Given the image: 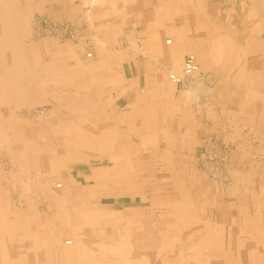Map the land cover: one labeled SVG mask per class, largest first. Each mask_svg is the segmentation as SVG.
<instances>
[{
  "label": "rangeland",
  "instance_id": "obj_1",
  "mask_svg": "<svg viewBox=\"0 0 264 264\" xmlns=\"http://www.w3.org/2000/svg\"><path fill=\"white\" fill-rule=\"evenodd\" d=\"M40 2L30 1L20 39L38 59L33 73L52 63L90 79L32 76L46 94L5 123L29 128L0 135L4 210L24 230L33 215L62 221L63 241L91 222L104 229L103 252L79 241L87 264H264V0L107 1L103 13L102 0H54L57 11ZM191 53L198 72L174 83L169 74L181 75ZM62 86L78 115L60 103ZM69 130L99 141L58 140ZM24 137L47 144L46 157L12 154ZM81 203L77 218L69 206ZM11 221L1 227L12 230Z\"/></svg>",
  "mask_w": 264,
  "mask_h": 264
},
{
  "label": "bare ground",
  "instance_id": "obj_2",
  "mask_svg": "<svg viewBox=\"0 0 264 264\" xmlns=\"http://www.w3.org/2000/svg\"><path fill=\"white\" fill-rule=\"evenodd\" d=\"M47 1L50 3L51 10H55L57 8L54 0H47ZM3 4H6L9 8H15L16 7L15 0H10L9 2L5 1V0H0V6L1 7L3 6ZM25 7H26V4H25ZM56 11H57V9H56ZM53 15H56V14L53 13ZM8 19H9V25L6 24V25H4V27H2L4 29H2V28L0 29V106L3 104H9L10 102L8 103V101L9 100L11 101V99H12V97L8 95L9 88L5 83H10L12 81V77H15V76L19 77L21 74H24L22 72L25 71V69H23L24 68V65H23V59H24L23 56L24 55L20 54L18 50H17V52H14L13 54L8 55V52H6V50H8V48L6 46H8V44H10L13 41V39L15 40V38H17V37H21V36L25 37L26 36V33H27L26 17H24V19H22L23 22H22V20H20L18 25H12V24L16 23V20L14 21L15 23L13 22V20H12L13 23H11V20H10L11 16H9ZM10 23H11L12 27H11ZM11 47L9 48V50L11 49ZM9 53H11V52H9ZM89 55H91V54H89ZM47 64H49V63H47ZM71 71H73V70L71 69ZM181 75H183V73ZM19 98H21V97H19ZM15 102H17V101H15ZM31 106H33V105H31ZM1 118L2 117H1V113H0V120H1ZM9 130L13 131L14 130L13 126H8V125H4V124L0 123V135L6 133V131L9 132ZM44 133L47 134L46 129L44 130ZM48 134H47L48 138L51 139L52 135L50 133H48ZM58 134L59 133H57V135ZM57 135H56V137H58V140H61L63 143H68L70 145L71 144L72 145H78L80 143L79 139H82V138L76 137L73 140L71 138L68 139L67 137H62L61 135H59V136H57ZM26 137H28V136H26ZM26 137L22 138V140L20 139L21 141H19V142H18V140H15L17 143V147L19 149L18 148L14 149V146L11 145L13 148H11L10 152L15 155V152L19 153V152L23 151L24 156L22 158H26L27 160L30 158L32 159L33 154H35L37 152H40L44 157H46V154H44L42 152V150H43V148H46V146H48V145L46 144V145H43V147H41L40 146L41 144H37L36 145L37 147H34L35 141L28 139L30 137H28V138H26ZM105 142H106V144H110V142H107V141H105ZM19 143H22L23 147H19ZM55 153H57V152L55 151ZM19 156L21 157V155H18L17 157L19 158ZM58 157L61 158L62 156L60 154H58ZM26 165H30V164H26ZM19 166L21 167V169H24L23 164H21ZM37 166H39V165H37ZM104 169H105V167H103L102 170H104ZM42 188H44V187H42ZM91 190H92V188H90V192H92ZM89 196L94 197L93 192ZM73 204H76V203H73ZM82 206H84L83 203L76 205V206L72 205V206H69V209H71V210L73 209L72 212H74V214L76 215L77 218H80L79 217L80 216L79 211H77V209H80L81 211H83L81 209ZM62 208H63L62 211L65 212V208L64 207H62ZM91 208H92V206H91ZM86 209L90 210L89 206H87ZM13 213L14 212H12L10 209L4 210V208L0 207V227L3 225V222H2L3 217L8 218V215H9V217L11 219H14V221H15V222H13V221L10 222V224L12 225V230L10 228H8V230H4L3 227H1V229H0V264H8V263L12 264V260L15 262L18 261L14 257L16 252L14 250H12L15 248L14 245L17 243H19L21 245L20 247H22L20 259H19L17 264H19V263L20 264H87V263H89V262H87L88 259L86 257L81 256L80 252L77 250L78 249L77 247H81L80 246L81 243L79 241H81V242L86 241V243L90 242V245L88 243V246L90 247L89 250H90L91 255L96 253V251H98L99 249H101L102 252L105 249L101 245H99V247L97 246V243H98L97 239H101V237L103 236L101 234L104 232V229H102L100 227H99V229H98V227L92 228V226L89 225V224H92V222L89 223V221L91 220L93 215H91V218L88 216L87 219L84 221V223H86V224L89 223L87 228H86V231H84L85 230L84 228H80L79 231H75V230L70 228L69 229L70 231L73 230L70 234L73 236L74 240L73 239H65L63 241V237L65 235L63 232V228H65V224L62 223V221H60L56 227L55 226L53 227V223H50V220L47 219L46 217L33 215V216H30V227L26 228L24 230V228L19 227V225L22 222L17 221V218H16L17 216L16 215L14 216ZM69 213L70 212H67L68 215H69ZM80 213L82 214V212H80ZM98 215H100L99 212H98ZM61 220H63V219H61ZM48 228H50V230L46 231V229H48ZM21 229H23V230L21 231ZM17 231L18 232L20 231V233L19 234L16 233ZM109 240H110V238H109ZM73 243H74V246H68V245H71ZM81 248H83V247H81ZM86 249H88V247H86ZM89 250H87V252ZM34 253H38L39 256L38 255H37V257L33 256V260H30L29 257L31 255H33Z\"/></svg>",
  "mask_w": 264,
  "mask_h": 264
},
{
  "label": "crops",
  "instance_id": "obj_3",
  "mask_svg": "<svg viewBox=\"0 0 264 264\" xmlns=\"http://www.w3.org/2000/svg\"><path fill=\"white\" fill-rule=\"evenodd\" d=\"M5 1H8L9 2L10 0H5ZM30 1H32L35 6H37V5L39 6V3H41L40 0H15V3H16V7L15 8H9L7 5H4V4H3L2 7L0 6V29L2 27H4V25H6V24L9 25V19H8L9 16H11V19H10L11 20V23H13L16 20V23L14 22L15 24H12V25H18L19 21L22 20V19H24V17H26V15H27L28 11L31 10L29 8L30 7ZM41 1L43 3H49L47 0H41ZM102 1H103L102 7L101 8H98L99 10L102 11V13L105 10L107 11V10H111V8H113V6L110 3H109L108 6H105V3L107 1H111V2L114 1V3H113L114 7H116V8L119 7V9H121L122 8L121 5H123L121 3V1H123V0H116V2H115V0H102ZM25 4H26V7H25ZM117 4H118V6H116ZM49 6H50V3H49ZM130 6L132 7V5H130ZM20 7H22V8H20ZM34 8H39V7H34ZM108 12L110 13V11H108ZM122 13H127V12L126 11H123ZM130 13H132V10H130ZM132 14L138 15V11H135ZM12 20H13V22H12ZM22 22H23V20H22ZM11 23H10V25H11ZM12 25H11V27H12ZM2 29H4V28H2ZM21 38H23V37L21 36V37L15 38V40L13 39V41L10 44H8V46H6L8 48V50H6V52H8V55L9 54H13L14 52H17V50L19 51L20 54H23L24 55V56L23 55L22 56L24 58L23 59V65H24V68L23 69H25V71L22 72L24 74H21L19 77H16V76L15 77H12V81L10 83H5L8 86V88H9L8 95L11 96L12 99H11V101L10 100L8 101V103L10 102L9 104H3V105L0 106V113H1V117H2L1 120H0V123L1 124L4 123V125H6L5 124L6 122H11L12 121V119L9 118V117H10V114H11V112H12L13 109H15L16 107H19V106H27V105L28 106H31V105L35 106L36 104H38V101H34L32 99V97L34 95H43V94H46V91H43L44 93L43 92L42 93H39V91H37L39 89L40 90H43L42 88L35 89L34 86H31L30 85V82L32 81V76L33 75L36 76V77H38V78H43L45 81H47V80H54V81H56L58 83H60L61 80L62 81L63 80H65V81H71V80H73L72 77H71L72 76L71 74H74L73 71H68V72L63 71V70L59 69V67L56 66V64L55 65H52V63H51V65L50 64H47V63H44V65H43L44 68L42 67V70L39 71L38 74L37 73H33V72H35L34 69H33V66L36 63H38V59H35L33 56H31V54H30L31 53V48L28 47V45H26L25 43H23L20 40ZM168 42H171V41L169 39H167V43ZM10 47H11V49L9 50ZM9 52H11V53H9ZM68 59H69L70 62H74L73 59L70 56L68 57ZM71 69H72V67H71ZM67 73H69L70 75L68 76ZM89 79L90 78H88L85 75V73H84L83 76H81L80 78L77 76V78L74 79L73 81H79V82L88 83ZM57 88H61V90L58 92V94L60 95V98H59L60 103H64L65 105L68 106V109L71 110L72 113L74 112L75 114L78 115V113H80L82 111V109L80 108L81 106L79 105V103L77 102V100L75 98H73V96H69V94L65 91L67 88H64L63 86L62 87H57ZM28 95L30 96L29 99L26 98ZM19 97H21V98H19ZM79 97H80V95H79V93H77L76 94V98H79ZM15 101H17V102H15ZM39 103H41V102H39ZM105 114H107L106 115L107 118L110 117L108 113H105ZM103 116H104L103 121H105V115H103ZM103 124L104 123H102V125H101L102 127L104 126ZM73 125H75V124H73ZM109 125H111V124H109ZM8 126H17V127H20L21 126V127H27V128H29V125L27 123L23 122L22 124H20V122H18L17 119L16 120H13V122L10 123V125H8ZM39 126L41 128V132L42 133H44V127L45 128H50V126L48 127V125H46V124L44 126L43 125H39ZM73 127L74 126H72V128ZM50 129H52V128H50ZM81 133L79 131H78V133L77 132L74 133V131H70V132L66 133L67 135H62V137H67L68 139L71 138V139L74 140L76 137L82 138V136L79 135ZM86 133L89 135L90 134V131H87ZM18 137H20V136H16V138H18ZM83 137L84 138H82V139H86L87 141H99V139H96V138H93V137L90 138V137H87V135H85ZM40 161H42V160H40ZM23 173L24 174H27V171L26 172L23 171ZM3 202L6 203L7 201L2 200V198L0 196V207L1 208H4V206H5ZM263 242H264V239H263ZM15 250H17V249H15ZM20 255H21V253H20Z\"/></svg>",
  "mask_w": 264,
  "mask_h": 264
},
{
  "label": "built area",
  "instance_id": "obj_4",
  "mask_svg": "<svg viewBox=\"0 0 264 264\" xmlns=\"http://www.w3.org/2000/svg\"><path fill=\"white\" fill-rule=\"evenodd\" d=\"M198 70H199V64L197 61V57L195 54L191 53L185 59L183 66V75H180L175 72H171L169 74V77L174 83L181 84L184 82L186 76L192 75L198 72Z\"/></svg>",
  "mask_w": 264,
  "mask_h": 264
}]
</instances>
